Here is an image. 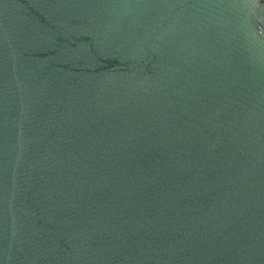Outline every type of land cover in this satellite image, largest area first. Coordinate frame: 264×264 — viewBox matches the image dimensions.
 Segmentation results:
<instances>
[{
  "label": "water",
  "instance_id": "95a60500",
  "mask_svg": "<svg viewBox=\"0 0 264 264\" xmlns=\"http://www.w3.org/2000/svg\"><path fill=\"white\" fill-rule=\"evenodd\" d=\"M0 264H264V0H0Z\"/></svg>",
  "mask_w": 264,
  "mask_h": 264
}]
</instances>
